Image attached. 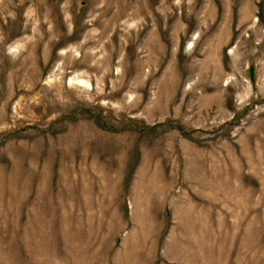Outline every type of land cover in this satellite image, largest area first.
<instances>
[{
    "label": "rangeland",
    "instance_id": "1",
    "mask_svg": "<svg viewBox=\"0 0 264 264\" xmlns=\"http://www.w3.org/2000/svg\"><path fill=\"white\" fill-rule=\"evenodd\" d=\"M0 264H264V0H0Z\"/></svg>",
    "mask_w": 264,
    "mask_h": 264
}]
</instances>
